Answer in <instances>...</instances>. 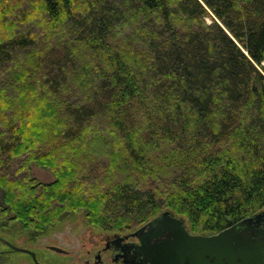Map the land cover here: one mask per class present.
Returning <instances> with one entry per match:
<instances>
[{
	"label": "trees",
	"instance_id": "16d2710c",
	"mask_svg": "<svg viewBox=\"0 0 264 264\" xmlns=\"http://www.w3.org/2000/svg\"><path fill=\"white\" fill-rule=\"evenodd\" d=\"M0 190V229L33 239L83 208L107 229L170 211L206 233L262 211L264 0H0Z\"/></svg>",
	"mask_w": 264,
	"mask_h": 264
},
{
	"label": "rangeland",
	"instance_id": "374dc122",
	"mask_svg": "<svg viewBox=\"0 0 264 264\" xmlns=\"http://www.w3.org/2000/svg\"><path fill=\"white\" fill-rule=\"evenodd\" d=\"M10 17L11 16H9L8 18L10 19ZM206 21L210 23L211 18L207 17ZM51 120L52 118L50 117L44 118L43 116H40L39 118H35L33 116L30 119V125H28L27 127H31L29 131L33 134L39 132L43 133L49 126V121ZM100 138L101 137H99L98 139ZM98 142L101 144H98ZM98 142L96 143V145H100V147L94 146L95 148L99 150L103 147V149H107L106 152L113 153L112 149L109 150V144H103L104 140L101 139L98 140ZM130 163L132 165L135 164L134 161H130ZM30 169L31 175L43 184L56 181V175L54 171L48 167H44L38 165L35 162H32L30 164ZM134 175L136 174L132 173L128 176V178L130 180H133ZM125 179H127V177H125L124 180ZM116 181L120 182L121 180ZM93 193V190H88L83 191V193H80V195L84 197L88 194L92 195ZM21 198L28 201L31 199H37L39 200V202L44 204L46 206V209L48 210H52L63 204L62 202H54L52 201L53 199L42 198L38 193H35L34 195L22 193ZM2 200L3 192L0 190V203H2ZM98 204L101 207L102 200H99ZM172 215L182 219L184 222L186 221L185 224L192 233L209 234L196 229L194 223L191 220L185 218V216L176 215L174 213H172ZM91 218L92 216L90 215V211L86 208L71 212L66 218L63 219L62 222L56 223L51 230L42 233L38 239H33L31 231L25 229L20 221H15L13 227L0 229V236L15 245L29 248L35 251L38 260L43 264H98L97 262H95V255L99 250L103 248L102 245H100L98 242L99 239H101L102 235L114 234L116 232L125 233L133 231L141 225L145 224V222L135 223L133 221V223L129 222L125 225H121L120 227L107 229L94 223ZM52 245L67 250V253L63 254L51 250L49 247ZM0 249L5 250L7 249V246L4 243L0 242ZM7 257H9L10 259L7 264H36L33 261L32 257L26 253L11 252ZM107 258H109L108 255L104 254L102 260H106ZM101 264H103V262Z\"/></svg>",
	"mask_w": 264,
	"mask_h": 264
},
{
	"label": "water",
	"instance_id": "95a60500",
	"mask_svg": "<svg viewBox=\"0 0 264 264\" xmlns=\"http://www.w3.org/2000/svg\"><path fill=\"white\" fill-rule=\"evenodd\" d=\"M261 218L264 219V211L214 235L203 236L191 234L182 219L173 216L170 211H164L147 224L149 231L145 237H159L163 232L170 235L154 245L156 249L154 247L150 250L148 245L146 257L153 264H264V243L249 247L250 235L247 233V228H253V224L257 225ZM262 233L264 235V230ZM0 240L15 252L29 254L36 264H43L35 251L15 245L1 236ZM146 240L149 239L142 241L144 247ZM49 248L58 253H67V250L58 246L52 245Z\"/></svg>",
	"mask_w": 264,
	"mask_h": 264
},
{
	"label": "flooded vegetation",
	"instance_id": "af4514ba",
	"mask_svg": "<svg viewBox=\"0 0 264 264\" xmlns=\"http://www.w3.org/2000/svg\"><path fill=\"white\" fill-rule=\"evenodd\" d=\"M262 211H264V209ZM262 211H259V212H262ZM151 220H149L148 222H145V224L141 225L135 230L131 229L133 231H129L125 233L116 232L114 234L102 235L101 239H99L98 242L100 245H102L103 248L96 253L95 262H97L98 264H101L102 262L103 264H110V263L111 264H153L146 257L145 250H147L148 245H150V250L151 248L153 249L154 247L156 249L157 246H154V245L159 244L165 238L169 237L170 234L168 232H163L161 236L159 237H156L154 235L151 236L150 238L149 236L145 237V235L149 231V229L147 228V224ZM185 226L188 229L186 224ZM252 227L253 228H247V233L250 235L249 237L250 245L248 242L246 243L249 245V247L251 245L256 246V245L263 244L264 235L262 231L264 230V219L261 218V221L257 225L253 224ZM188 231L191 234L196 235V233H192L189 229ZM240 233L241 234L243 233V229L241 230ZM214 234L216 233L198 234V235L211 236ZM143 239H149L145 241V247L142 242ZM104 254L108 255L109 258H107L106 260H102V257L104 256Z\"/></svg>",
	"mask_w": 264,
	"mask_h": 264
}]
</instances>
